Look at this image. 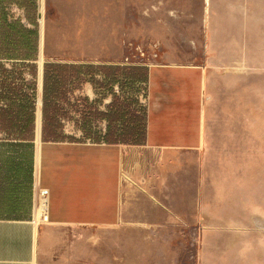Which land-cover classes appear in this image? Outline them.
<instances>
[{
	"label": "crops",
	"instance_id": "0c3cea01",
	"mask_svg": "<svg viewBox=\"0 0 264 264\" xmlns=\"http://www.w3.org/2000/svg\"><path fill=\"white\" fill-rule=\"evenodd\" d=\"M46 1L55 8L51 17ZM128 5L122 10L115 0H37L35 12L18 0L3 4L9 23L34 28L37 18L40 48L32 153L12 146L30 137L21 141L6 128L25 123L14 114L11 95L23 94L31 75L0 60V264L78 261L69 256L77 238L67 234L70 229L131 224L141 231L137 235L161 236L172 235L175 222L234 220L241 228L226 235L248 230L242 223L252 216L227 218L216 209L229 204V190L242 188V178L252 174V158L264 157V0H150L147 37L162 43L163 54L147 67L145 142L43 140L45 62L120 65L122 41L137 35L131 28L142 12L134 2L128 18ZM114 7L119 22L110 20ZM95 20L100 23L94 29L114 28L90 53L63 56L69 42L90 36L86 30ZM43 44L54 48L48 59ZM100 96L88 82L71 102L81 109L80 98L88 97L95 109L107 111L112 100ZM42 190L46 210L39 222Z\"/></svg>",
	"mask_w": 264,
	"mask_h": 264
},
{
	"label": "rangeland",
	"instance_id": "374dc122",
	"mask_svg": "<svg viewBox=\"0 0 264 264\" xmlns=\"http://www.w3.org/2000/svg\"><path fill=\"white\" fill-rule=\"evenodd\" d=\"M45 1V0H44ZM119 2L122 10L127 6L128 18H132L129 8L132 4L137 5L140 2L141 16L133 24L131 31L137 35L135 37H125L122 41L123 46L128 42L147 45L150 39L149 35V6L150 0H115ZM45 3V9L48 15L55 12V8ZM111 11V10H110ZM109 11V12H110ZM114 19L111 21L119 22L117 18V8L114 7ZM110 12V13H111ZM123 12V11H122ZM137 12V11H136ZM54 22H51L53 24ZM100 22L95 20L93 28L86 31L90 36H86L81 42L68 43L63 48V56H72L71 54H88L95 47L102 43L106 38L109 28H95ZM117 23H112V25ZM135 25V26H134ZM45 59L49 57L50 52L54 51L53 46L43 44ZM65 50V51H64ZM123 57L126 55V49L123 47ZM101 99L112 100L110 95H106V90H100ZM114 92L117 96L127 99L134 108L146 106L147 103V84L133 83L126 80L123 76L114 85ZM105 95V96H104ZM138 102V103H135ZM105 100H102V107H105ZM72 121L65 126L66 134L74 136V140L91 141L94 137H89L81 130L83 115L81 112H71ZM79 122V123H78ZM107 125L94 122L92 130L94 132H103ZM253 172L247 173L242 178V188H231L229 204L214 206L217 212L227 218H236L241 216L253 217L242 223L243 228H248L243 232L244 235H233L228 233V229L241 228L235 226L237 221L219 220L206 221L203 224L186 225L183 222H175L172 235L161 236H140L141 231L137 230L131 224H122L119 227L98 230L96 228H78L67 230L70 236H77L74 239V247L69 256L77 258L75 262H65L63 264H264V157L257 155L252 158ZM234 184V183H233ZM228 200V199H227ZM246 201L247 204L241 202ZM208 212V211H207ZM42 213L37 219L42 221ZM216 228L210 234L204 232V228ZM253 227V230L251 228ZM231 232V231H229ZM224 233V234H223ZM223 234V235H222ZM68 255V254H65Z\"/></svg>",
	"mask_w": 264,
	"mask_h": 264
},
{
	"label": "trees",
	"instance_id": "16d2710c",
	"mask_svg": "<svg viewBox=\"0 0 264 264\" xmlns=\"http://www.w3.org/2000/svg\"><path fill=\"white\" fill-rule=\"evenodd\" d=\"M7 0H0V60H12L14 64H20L13 69L28 71L31 79L26 82V91L23 94L12 92L11 98L14 105V114L25 117L24 124H9L7 132L17 134L19 139L29 142H15L13 148H34L32 143L35 134V117L37 103V70L36 61L39 57L40 35L37 18L33 20L34 28H27L20 22L14 24L7 21L3 12V4ZM27 10L37 11V0H18ZM16 59L24 61L17 62ZM8 70L2 67V71ZM97 75H103V80ZM123 76L133 83H147L146 66H123V65H94L90 63H64L47 61L44 64V90H43V124L42 136L44 141H75L74 136L65 132L66 123L71 122V112L81 111V130L87 136L95 140H104L110 143L140 145L146 140L147 134V108L140 106L134 108L127 100L117 96L114 85ZM92 83L100 90H106V95L112 97L107 111L94 108L88 97H81V109L77 103L71 102V95L81 90L86 83ZM105 96V95H104ZM20 101V106L17 103ZM138 103V102H135ZM106 121L107 131L101 135L92 130L94 122ZM27 122V123H26ZM22 138V139H21Z\"/></svg>",
	"mask_w": 264,
	"mask_h": 264
},
{
	"label": "built area",
	"instance_id": "2783aa9c",
	"mask_svg": "<svg viewBox=\"0 0 264 264\" xmlns=\"http://www.w3.org/2000/svg\"><path fill=\"white\" fill-rule=\"evenodd\" d=\"M126 55L120 62L123 66H150L160 61L163 54V45L160 41H153L147 45L134 44L128 42L125 44ZM46 190H42L45 197Z\"/></svg>",
	"mask_w": 264,
	"mask_h": 264
},
{
	"label": "bare ground",
	"instance_id": "6f19581e",
	"mask_svg": "<svg viewBox=\"0 0 264 264\" xmlns=\"http://www.w3.org/2000/svg\"><path fill=\"white\" fill-rule=\"evenodd\" d=\"M46 210V199L42 195V193L39 194V197L37 198V203H36V212L37 215H41L42 213H45Z\"/></svg>",
	"mask_w": 264,
	"mask_h": 264
}]
</instances>
